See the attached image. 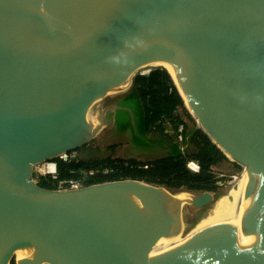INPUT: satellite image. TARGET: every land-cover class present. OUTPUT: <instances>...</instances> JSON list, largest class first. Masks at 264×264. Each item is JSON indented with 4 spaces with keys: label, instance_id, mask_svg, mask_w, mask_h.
I'll return each instance as SVG.
<instances>
[{
    "label": "water",
    "instance_id": "obj_1",
    "mask_svg": "<svg viewBox=\"0 0 264 264\" xmlns=\"http://www.w3.org/2000/svg\"><path fill=\"white\" fill-rule=\"evenodd\" d=\"M147 68L245 167L238 230L216 223L172 247L184 208L214 193L34 182L36 165L94 144L117 112L134 125L116 103ZM0 264H264V0H0Z\"/></svg>",
    "mask_w": 264,
    "mask_h": 264
},
{
    "label": "trees",
    "instance_id": "obj_2",
    "mask_svg": "<svg viewBox=\"0 0 264 264\" xmlns=\"http://www.w3.org/2000/svg\"><path fill=\"white\" fill-rule=\"evenodd\" d=\"M118 105L133 114L134 125L130 123L128 113L115 114L117 124H126L133 131L132 140L123 143L122 147H108L106 151L91 144L77 152L80 157L76 161H55L60 179L75 178L81 170H108L110 174L96 180H136L179 193H215L218 176H223L222 168L235 172L242 170L239 165L230 163L194 124L189 126L174 116L182 102L165 71L154 69L148 76H136L130 90L118 100ZM178 124L184 126L181 145L173 135L165 133L167 127L173 130ZM124 146L137 154L117 159L112 157L116 152H124ZM107 152L110 155L107 156ZM189 162L198 166L197 173L187 168ZM49 183V179H42L39 185L50 189Z\"/></svg>",
    "mask_w": 264,
    "mask_h": 264
},
{
    "label": "built area",
    "instance_id": "obj_3",
    "mask_svg": "<svg viewBox=\"0 0 264 264\" xmlns=\"http://www.w3.org/2000/svg\"><path fill=\"white\" fill-rule=\"evenodd\" d=\"M152 68H147L139 72L140 77L148 76L152 72ZM185 114L186 110L183 107H178L176 111L174 112V116L178 117L185 123ZM166 134H171L175 137L176 142L181 145L184 140V126L182 124H178L173 130L169 127L165 130ZM183 149L181 148V152ZM76 154L77 153H71L69 155L61 156L60 161L62 162H70V161H76ZM187 168L193 172L197 173L199 171L198 166L193 163L189 162L187 164ZM34 174V182L39 185L40 181L42 179H49L50 183V189L51 191L56 192H67V191H76L84 189L87 186L90 185H96L101 183H107L111 181H97L96 178L99 176H105L110 174V171L108 170H81L77 173L75 178H66V179H60V175L57 171V164L55 162H47V163H41L39 165H36L33 169Z\"/></svg>",
    "mask_w": 264,
    "mask_h": 264
},
{
    "label": "rangeland",
    "instance_id": "obj_4",
    "mask_svg": "<svg viewBox=\"0 0 264 264\" xmlns=\"http://www.w3.org/2000/svg\"><path fill=\"white\" fill-rule=\"evenodd\" d=\"M185 122L189 126H194L193 121L187 115V113L185 114ZM93 145L95 148H99L102 151H106V148L110 147L111 143H109V142L106 143L103 140V138H99L98 140H96L94 142ZM119 152H116L115 154H113L112 157H114L116 159L121 158V153H119ZM106 155L108 156V155H110V153L107 152ZM76 157L79 158L80 155L77 153ZM221 171L223 173L222 174L223 176H221V175L218 176L219 181L217 182V189L214 193V200L209 205H206L205 207L195 211L192 214L189 213L186 208H184V210H183V221H184V225H185L184 232L189 231L191 229V227H193L195 225H199V224H202L203 222L210 221L216 217L214 215L216 213L217 205L219 204L221 199H224L227 197V192L232 188L233 184L235 183V182H233V179H235L236 177H238L242 173V170L235 172L233 170L227 169L226 167L222 168ZM231 181L233 182V184L231 183ZM172 192L177 193L175 191H172ZM183 236H185V235H183Z\"/></svg>",
    "mask_w": 264,
    "mask_h": 264
},
{
    "label": "bare ground",
    "instance_id": "obj_5",
    "mask_svg": "<svg viewBox=\"0 0 264 264\" xmlns=\"http://www.w3.org/2000/svg\"><path fill=\"white\" fill-rule=\"evenodd\" d=\"M233 182L235 183L233 184ZM233 182L231 181L233 186L227 192V197L224 199H221L219 204L217 205L216 213L214 215L216 217L210 221H206V222H203L202 224L195 225L193 229L187 232L186 238L176 237V239L174 240L175 241L174 245L172 247L184 241L185 239H187L188 237H190L191 235H193L200 229L208 227L216 223H224V222L234 223L236 226V230L239 229L238 227H239V217H240V210H241L242 194H243V189H244V185L246 182V171H245L244 166L242 167V173L238 177L233 179ZM185 196H187V194L183 193L179 195L178 198L181 200H184L186 199Z\"/></svg>",
    "mask_w": 264,
    "mask_h": 264
},
{
    "label": "flooded vegetation",
    "instance_id": "obj_6",
    "mask_svg": "<svg viewBox=\"0 0 264 264\" xmlns=\"http://www.w3.org/2000/svg\"><path fill=\"white\" fill-rule=\"evenodd\" d=\"M116 102H109L110 105L115 104ZM118 104V102L116 103ZM131 123V120H130ZM131 127V126H129ZM133 128V126L131 127ZM120 129V131L118 130ZM133 138V131L127 128L126 124H122L121 122L116 123V115H114V125L110 127L107 133L104 135L103 139L107 143H111L113 146L122 147L119 144L129 143ZM111 147V146H110ZM126 150L121 153V156L125 155H136L137 152L129 151L127 147L124 146Z\"/></svg>",
    "mask_w": 264,
    "mask_h": 264
}]
</instances>
